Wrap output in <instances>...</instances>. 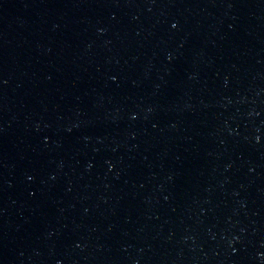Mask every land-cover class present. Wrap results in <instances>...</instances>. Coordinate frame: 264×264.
Listing matches in <instances>:
<instances>
[{
	"label": "water",
	"instance_id": "95a60500",
	"mask_svg": "<svg viewBox=\"0 0 264 264\" xmlns=\"http://www.w3.org/2000/svg\"><path fill=\"white\" fill-rule=\"evenodd\" d=\"M0 264H264V0H0Z\"/></svg>",
	"mask_w": 264,
	"mask_h": 264
}]
</instances>
